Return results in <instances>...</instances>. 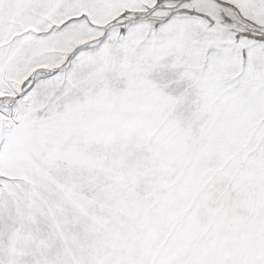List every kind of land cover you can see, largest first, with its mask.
Segmentation results:
<instances>
[{"label": "snow or ice", "instance_id": "snow-or-ice-1", "mask_svg": "<svg viewBox=\"0 0 264 264\" xmlns=\"http://www.w3.org/2000/svg\"><path fill=\"white\" fill-rule=\"evenodd\" d=\"M0 264H264V0H0Z\"/></svg>", "mask_w": 264, "mask_h": 264}]
</instances>
